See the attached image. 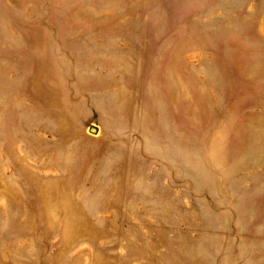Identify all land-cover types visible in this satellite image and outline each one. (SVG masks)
<instances>
[{"label":"rangeland","instance_id":"rangeland-1","mask_svg":"<svg viewBox=\"0 0 264 264\" xmlns=\"http://www.w3.org/2000/svg\"><path fill=\"white\" fill-rule=\"evenodd\" d=\"M0 264H264V0H0Z\"/></svg>","mask_w":264,"mask_h":264}]
</instances>
